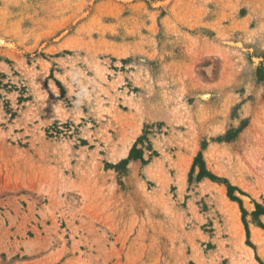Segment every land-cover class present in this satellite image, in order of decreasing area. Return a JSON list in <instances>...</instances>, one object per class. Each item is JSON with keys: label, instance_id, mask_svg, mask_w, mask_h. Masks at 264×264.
I'll return each mask as SVG.
<instances>
[{"label": "rangeland", "instance_id": "1", "mask_svg": "<svg viewBox=\"0 0 264 264\" xmlns=\"http://www.w3.org/2000/svg\"><path fill=\"white\" fill-rule=\"evenodd\" d=\"M205 178L264 264V0H0V264H230Z\"/></svg>", "mask_w": 264, "mask_h": 264}, {"label": "bare ground", "instance_id": "2", "mask_svg": "<svg viewBox=\"0 0 264 264\" xmlns=\"http://www.w3.org/2000/svg\"><path fill=\"white\" fill-rule=\"evenodd\" d=\"M46 72V71H45ZM101 74V72H100ZM41 77V76H40ZM42 78V77H41ZM120 79V78H119ZM121 81V80H120ZM69 86V85H67ZM53 87L55 88V86L53 85ZM71 89V88H70ZM62 109V108H61ZM60 109V110H61ZM63 111V110H62ZM60 113V112H59ZM64 113V112H63ZM66 115V114H65ZM138 128V127H137ZM134 135V133H133ZM135 140V135L132 136V138H130L129 140H127L126 142L123 143V145L121 147H119V149L114 152L111 156V159L112 161L114 162H119L122 160L123 157H125L130 149L132 148L133 144L135 143L134 142ZM134 142V143H133ZM195 147H198V146H195ZM211 147V146H210ZM194 148V147H193ZM195 149V148H194ZM216 147L213 146L209 151H208V160L209 162L212 161V160H216L217 159V151H216ZM195 152V151H194ZM220 153H222V151H219ZM225 152V151H224ZM192 153V152H191ZM196 153V152H195ZM219 154V153H218ZM193 155V154H192ZM188 157V156H187ZM192 158L190 159V163L192 162L191 161ZM207 161V160H206ZM188 162L187 161L186 165L188 166ZM208 162V161H207ZM184 164V163H183ZM182 164V166H183ZM209 166V164H208ZM185 167V166H184ZM182 168V167H181ZM190 168V165L187 167V168H183V174H182V181L183 183H181V185L183 186L186 182H187V174H188V170ZM211 168V166H210ZM226 169V168H224ZM163 170V169H162ZM161 170V171H162ZM154 171V170H153ZM214 171L217 173V174H220V175H224V176H228L232 179V183L242 187L243 189L251 192L254 196H258V191L254 190V188H252L247 182H245L244 180H242L243 178H240V181H237L236 178H234V176L232 174H230V172H228V170H223L221 166H217L215 167ZM182 172V171H180ZM161 173V172H160ZM149 174V173H148ZM156 172H155V176H156ZM153 175V174H152ZM162 175V174H161ZM180 175V174H179ZM160 176V175H159ZM158 176V178H159ZM157 177V176H156ZM162 179V177H161ZM180 179V178H179ZM157 180V179H156ZM163 180V179H162ZM166 180V179H165ZM167 180L168 177H167ZM181 180V179H180ZM168 184V183H167ZM215 187H219V193H220V196L222 198V201L224 204H226V207L228 206L229 209H230V219L232 221V233L234 235V238H235V241H234V249H236L237 251V255L235 253H233L230 257V260L232 258V263L230 262V264H260L259 261L255 258L254 256V251H253V248L248 246V245H245L244 244V227H243V223L240 219V212L239 210L237 209V204H231L228 196L226 195L225 193V188L223 186H218L217 184H214ZM209 187V186H207ZM86 189V188H84ZM180 190V188H179ZM183 190V189H181ZM85 191V190H84ZM181 192V191H180ZM219 198V199H221ZM246 200V207L247 208H251V205L249 204V200L248 198H245ZM221 201V200H220ZM230 221V220H229ZM253 237H252V240L259 246V252L261 254V256L264 258V233L259 231V230H254L253 233H252ZM221 243V242H220ZM195 246V245H194ZM221 246V245H220ZM196 248V247H195ZM198 250V249H197ZM196 250V251H197ZM223 251H225L223 249ZM230 252V251H229ZM197 253V252H196ZM215 253V252H214ZM225 253V252H224ZM227 253V252H226ZM228 254V253H227ZM194 255V254H193ZM219 255V254H218ZM213 256H215L213 254ZM212 256V257H213ZM228 256V255H227ZM198 259L197 262H199L200 264H214L213 262L212 263H208L206 261V258L203 256V255H198ZM215 261V260H214ZM218 261V260H217ZM218 264V263H217Z\"/></svg>", "mask_w": 264, "mask_h": 264}, {"label": "crops", "instance_id": "3", "mask_svg": "<svg viewBox=\"0 0 264 264\" xmlns=\"http://www.w3.org/2000/svg\"><path fill=\"white\" fill-rule=\"evenodd\" d=\"M130 152V151H129ZM129 154V153H128ZM128 154L125 156V157H123L122 159H124V158H126L127 156H128ZM117 163V162H116ZM204 182H209L210 184H212V185H214V184H217L218 186H223L224 188H225V193H226V187L223 185V184H218V183H216V182H214V181H212V180H210V179H207V178H205V180H204ZM226 195H227V193H226ZM229 198V197H228ZM229 200H230V202H231V204H237V209L239 210V212H240V219H241V221H242V212H241V209H240V204L237 202V201H235V200H231L230 198H229ZM249 204L251 205V208H247L246 207V204H245V202H244V207H245V209H246V211H247V215H246V217L248 218V222H249V228H250V233H251V240H252V237H253V235H252V233H253V231L254 230H259V231H261V232H263L264 233V229L263 228H261L260 226H258V224H256V220L258 219L259 221H262V222H264V206H259V208H262V210L261 209H259V211H258V206L256 205V203L255 202H253L252 200L249 202ZM243 223V222H242ZM243 227H244V240H245V237H246V231H245V226H244V224H243ZM252 242H254L253 240H252ZM255 243V242H254ZM256 244V243H255ZM246 245V244H245ZM257 245V244H256ZM254 251V250H253ZM255 254V253H254Z\"/></svg>", "mask_w": 264, "mask_h": 264}, {"label": "trees", "instance_id": "4", "mask_svg": "<svg viewBox=\"0 0 264 264\" xmlns=\"http://www.w3.org/2000/svg\"><path fill=\"white\" fill-rule=\"evenodd\" d=\"M137 151L136 146H134L130 152V155L128 157V160L134 159V153ZM201 155V154H200ZM123 162V161H122ZM231 196V193H230ZM232 197V196H231ZM233 200H237L239 202H241L238 198L232 197ZM250 232H249V228L247 226V235L249 236Z\"/></svg>", "mask_w": 264, "mask_h": 264}]
</instances>
